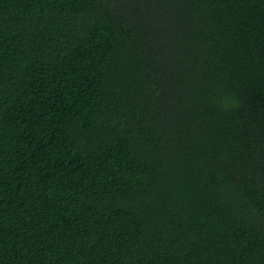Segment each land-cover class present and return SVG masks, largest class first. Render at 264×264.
Wrapping results in <instances>:
<instances>
[{"label":"trees","instance_id":"16d2710c","mask_svg":"<svg viewBox=\"0 0 264 264\" xmlns=\"http://www.w3.org/2000/svg\"><path fill=\"white\" fill-rule=\"evenodd\" d=\"M0 264H264V0H0Z\"/></svg>","mask_w":264,"mask_h":264}]
</instances>
